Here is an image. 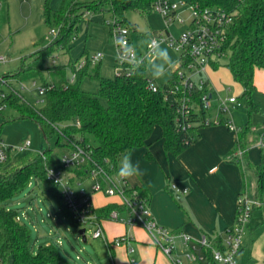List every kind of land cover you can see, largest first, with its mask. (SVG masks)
Returning <instances> with one entry per match:
<instances>
[{
  "label": "trees",
  "instance_id": "16d2710c",
  "mask_svg": "<svg viewBox=\"0 0 264 264\" xmlns=\"http://www.w3.org/2000/svg\"><path fill=\"white\" fill-rule=\"evenodd\" d=\"M154 1L63 0L56 10H51L48 5L46 18L50 21L53 16L58 25L54 41L25 56L15 73L3 76L13 84L14 81H22L48 71L52 80H44V85L48 87L52 84L53 87L47 88L43 93V104L40 107L27 101L21 93L13 91L8 93L7 99L9 103L17 106L21 117L34 119L46 138L57 132L58 141L65 138L71 150L75 148L74 143H79L89 152L90 164L74 169L77 175H87L86 168L93 163L106 170L117 171L119 157L136 147L149 145L157 126L162 129L161 138L165 150L178 155L199 136V128L204 126V109L192 113L188 118L191 124L177 114V99L170 92L171 85L177 81L175 74L160 85L150 78L144 62L138 67L127 64L126 70L113 77L102 76L96 65L90 67L89 61L80 69H77L78 59L68 64L47 63L48 58L58 50L68 48V41L76 32L78 22L87 12L111 10L117 15L133 8L148 10ZM190 2L221 8L233 15V21L227 29L226 56L229 55L227 66L235 81L243 87L239 99L245 104L248 113V121L237 131L238 146L234 152L243 150V155L239 156L242 159L246 155L247 145L254 142L250 140L255 127L251 116L260 109L253 94L257 89L255 70L264 69V0ZM124 19L120 18L118 22L122 23ZM217 65L218 63L215 64ZM68 67L73 72L76 71L74 82L66 78ZM84 75L99 80L97 91L81 87L80 80ZM151 82L158 86V90L154 91L150 87ZM4 85L0 79V91L4 90ZM3 113L4 111L0 112ZM220 121L227 122L224 116ZM91 136L96 143L91 142ZM49 150L23 158L11 156L6 162L0 161V264H67L53 243L43 244L37 253H32L29 229L20 222L16 210L9 209L2 203L26 184H30L33 175L41 177L53 189L60 202L62 201L60 187L47 177V162L51 158ZM147 156L153 158L151 153H147ZM253 167L257 178L254 197L264 201L263 152L260 162ZM139 190L148 195L144 187L139 186ZM62 205L73 217L66 204ZM115 208L125 209V206L123 203H110L94 207V211L100 221L102 218H111V212ZM209 239L210 246L203 248V251L212 260L214 249H225L224 237L221 234L209 235Z\"/></svg>",
  "mask_w": 264,
  "mask_h": 264
},
{
  "label": "rangeland",
  "instance_id": "374dc122",
  "mask_svg": "<svg viewBox=\"0 0 264 264\" xmlns=\"http://www.w3.org/2000/svg\"><path fill=\"white\" fill-rule=\"evenodd\" d=\"M173 1L179 3L184 1L185 4L180 5L178 8V13L183 21L179 19L167 20L153 7L148 10L133 8L117 15L111 10L87 12L78 22L76 32L68 41V48L64 47L58 50L48 58L47 63L68 64L77 59L80 61L85 60L91 63V68L96 65L102 76L113 77L117 72L116 68H120V71L125 70V66L116 59L117 49L113 44V35L116 34L118 26H122L128 29V37L136 50L137 56L144 57L143 62L146 65L148 75L155 83L161 85L173 76L174 69L180 65L182 50L169 46L167 43L161 44L162 48L167 49L173 64L168 68L165 76L154 79L149 71V65L155 60V57L147 53L146 41L151 40L159 33L166 36H169L170 33L177 38L191 26L190 0ZM62 2L63 0H0V55L5 57L4 61H0L1 76L15 73L25 56L54 41L56 34L51 33V29H58V25L53 16L50 21L47 20L46 9L49 5L51 10H56ZM120 18H125L124 22L117 24L116 22ZM98 52L102 54V57L94 61L93 57ZM228 59L229 55L223 57L220 62V70L223 71L226 77L221 85V93H239L241 92V86L230 74L229 66H227ZM72 74V69L68 67L66 78L70 80ZM44 80H52L47 70L42 75L22 81H14L13 85L27 101L40 107L43 104V93L40 92L39 87L45 84ZM261 82H263L261 86L264 88L263 77ZM22 84H25V87H22ZM80 85L83 89L94 92L99 87V80L90 75H84L80 80ZM229 87H231L230 91ZM3 88L8 93L11 92L8 85L5 84ZM256 91L253 96L259 103L260 109L251 116L252 124L256 127L250 135V140H254L253 143L264 137V91ZM215 111L216 109H212V114ZM234 116L236 124L239 126L246 124L248 113L244 103L234 110ZM160 131V126H157L152 134L154 143L159 141ZM0 138L15 147L30 140L28 149L24 151L14 150L13 155L16 158L27 157L50 149L51 158L48 159L47 166H58L63 155L70 153L71 150L65 138L61 142L58 141L57 132L46 138L34 119L21 117V112L17 106L9 102L4 113L0 114ZM90 138L93 144L96 143L93 136ZM77 146H80V144L74 143V147ZM262 152L264 153V147L253 146L247 152L248 157L243 160L242 167L246 174L247 183L245 188L251 197H254L257 180L253 166L260 162ZM116 173L117 171L113 173L114 178ZM91 182L90 177L85 176L83 179L77 176L73 186L78 188L81 185H90ZM171 189L175 199L180 200V198H176L178 192L172 187ZM61 202L53 189L37 175L32 176L30 184H26L23 189L12 197L2 201L7 208L18 212L20 222L29 229L32 253H37L43 244L53 243L57 247L61 258L67 264L110 263L111 255L105 239L93 236L95 226L86 224L87 240L84 241L79 233V228L82 225L64 209L62 205L65 203L64 198ZM263 213L264 204L254 207L253 217H251L254 219H252L251 225L257 220L255 218L262 216Z\"/></svg>",
  "mask_w": 264,
  "mask_h": 264
},
{
  "label": "built area",
  "instance_id": "2783aa9c",
  "mask_svg": "<svg viewBox=\"0 0 264 264\" xmlns=\"http://www.w3.org/2000/svg\"><path fill=\"white\" fill-rule=\"evenodd\" d=\"M183 4H185L184 1L179 3L173 0H155L152 7L158 10L167 20L179 19L183 21V18L178 13L179 6ZM189 9L191 26L187 31L177 38L170 33L169 36L159 33L152 38L182 50L180 65L174 69L177 81L170 88V92L177 99V114L184 121H187L193 112H200L201 109H204L206 111V117L203 120L204 125L219 122L222 116H226V123L229 128L237 132L239 128L229 116L243 104L239 99L240 95H215L207 77L209 67L216 63L219 64L221 59L227 54V29L233 21V15L221 8L202 6L192 2H190ZM116 23L119 24L120 22ZM51 33L57 35L58 29L52 28ZM128 33L127 28L118 26L116 34H124L128 44L132 46ZM147 53H150L149 48ZM135 55L137 56L136 50ZM101 57L102 54L98 52L93 57V60L96 61ZM138 58L140 63L144 61V57ZM4 60L5 57L0 55V61ZM86 63L87 61L85 60H79L77 69L82 68ZM127 64L122 63L125 66V70L127 69ZM116 70V73L123 72L120 71V68H116ZM0 79L8 85L11 91L20 93L11 84L10 79H6L1 75ZM75 80L76 71L73 72L70 81L74 82ZM22 87H25V84H22ZM51 87H53L52 84L48 87L42 85L39 89L41 93H44L47 88ZM150 87L154 91L158 90V86L154 82L150 83ZM7 98L8 92L1 90L0 112L6 110L8 106ZM212 109H216L215 116L211 112ZM187 122L189 123V120ZM187 122H185L184 127L187 126ZM258 143L262 147L264 145V137H261ZM29 146L30 140H27L23 145L15 147L0 138V161L6 162L11 156H14V150L24 151ZM237 155L242 156L243 150H239ZM90 161L89 152L85 151L81 146H77L70 150V153L63 155L58 166H47V177L60 187L65 204L72 213L73 218L82 227H86V224H93L95 226L93 236L103 237L110 250L113 246L128 244L132 238L125 234L117 236L111 241L107 239L102 224L94 211L92 194L95 192H102L105 195H118L125 206L128 216L120 218L118 211L114 209L111 212V217L124 220L131 225H142L145 227L153 234L157 246L174 264H238L237 255L242 245L243 230L252 217L253 208L256 205L261 206L264 201L251 197L246 190L240 193L237 200L235 223L227 228L226 236L224 237L225 249H214L213 259L209 260L203 251V248L210 246L208 234H204L200 238H194L183 230L173 231L160 224L150 207L148 195L142 194L139 186L131 184L129 180L121 182L117 176L114 178L113 173L116 171L106 170L99 164L93 163L92 166L86 168L87 176L92 179V183L89 186L74 187L73 183L78 176L74 169L88 166ZM78 183L81 184L80 181ZM171 187L178 193H187L189 191L188 187H182L175 182L171 184ZM178 237L182 238V246L184 248L182 253L179 251ZM133 250L134 248L129 247V251ZM108 264H115V262L112 259Z\"/></svg>",
  "mask_w": 264,
  "mask_h": 264
},
{
  "label": "crops",
  "instance_id": "0c3cea01",
  "mask_svg": "<svg viewBox=\"0 0 264 264\" xmlns=\"http://www.w3.org/2000/svg\"><path fill=\"white\" fill-rule=\"evenodd\" d=\"M220 68V63L217 66L214 64L207 71L209 85L214 94L241 95L243 87L238 82L241 92L221 93V85L226 77ZM230 74L234 78L231 70ZM262 77L264 78V69L256 68L257 91H264L261 86ZM230 89L231 87L229 91ZM215 115L214 112L213 116ZM229 118L236 126L238 125L235 122L234 111ZM161 134L162 129L158 142L154 143L151 136L149 145L131 150L133 161L139 162L144 175L129 182L147 190L150 207L156 220L168 229L183 230L194 238H200L204 234L212 236L221 234L225 237L227 228L236 220L238 197L246 190L243 160L248 157L247 152L253 146L260 148L261 146L258 142L247 145L246 155L240 159L239 155L234 153L238 146L237 132L232 131L227 123L221 121L201 126L199 136L178 155L165 150ZM147 153H151L153 158H149ZM78 176L83 179L85 176L88 177L85 174ZM173 182L189 188L187 193L176 194V198L180 200L173 196L170 186ZM92 202L94 207L122 203L118 195H105L102 192L93 193ZM116 210L120 218L128 216L125 209ZM252 219L254 218H251L243 230L242 245L237 255L238 264H264V213L255 218L257 219L255 225H251ZM100 222L109 241L125 234L132 238L128 244L113 246L111 250L108 247L111 260L113 259L115 264H174L157 246L153 234L142 225H131L112 217L102 218ZM177 241L179 251L182 253L184 251L182 238L178 237ZM129 247L134 250L129 251Z\"/></svg>",
  "mask_w": 264,
  "mask_h": 264
},
{
  "label": "clouds",
  "instance_id": "9594fccd",
  "mask_svg": "<svg viewBox=\"0 0 264 264\" xmlns=\"http://www.w3.org/2000/svg\"><path fill=\"white\" fill-rule=\"evenodd\" d=\"M150 54L155 57L149 65V71L154 79H160L165 76L168 68L173 64V61L167 49L161 47L162 41L151 39L146 41ZM113 44L116 46V59L121 63L132 64L138 67L140 64L139 58L135 55L133 46L129 45L124 34H114ZM144 172L140 167L139 162H134L131 152H125L119 160V167L116 176L121 181H128L136 177L143 176Z\"/></svg>",
  "mask_w": 264,
  "mask_h": 264
},
{
  "label": "water",
  "instance_id": "95a60500",
  "mask_svg": "<svg viewBox=\"0 0 264 264\" xmlns=\"http://www.w3.org/2000/svg\"><path fill=\"white\" fill-rule=\"evenodd\" d=\"M79 233L82 235L83 240L86 241V240H87V236H86V227H80V228H79Z\"/></svg>",
  "mask_w": 264,
  "mask_h": 264
}]
</instances>
